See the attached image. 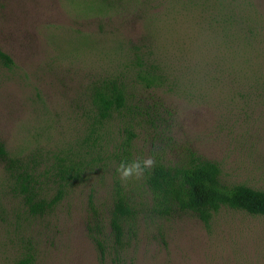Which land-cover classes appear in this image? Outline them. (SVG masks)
Masks as SVG:
<instances>
[{"label": "rangeland", "instance_id": "374dc122", "mask_svg": "<svg viewBox=\"0 0 264 264\" xmlns=\"http://www.w3.org/2000/svg\"><path fill=\"white\" fill-rule=\"evenodd\" d=\"M0 49V264H264V216L162 214L142 163L264 189V0H0ZM112 84L125 105L100 118Z\"/></svg>", "mask_w": 264, "mask_h": 264}, {"label": "trees", "instance_id": "16d2710c", "mask_svg": "<svg viewBox=\"0 0 264 264\" xmlns=\"http://www.w3.org/2000/svg\"><path fill=\"white\" fill-rule=\"evenodd\" d=\"M0 60L6 66L12 59L0 49ZM151 79L160 77L151 73ZM95 110L100 118H108L112 111L125 105L126 91L122 87L111 85L105 91L95 93ZM133 136L128 131L129 140ZM220 166L217 162L200 160L180 166H169L159 161L145 171L144 181L151 190L154 206H159L162 214L187 211L198 217L207 227L213 215L221 207L242 210L250 215L264 216V189L250 187L243 183L224 185L219 180ZM62 196L58 190L52 202L56 203ZM135 217L134 210L119 190L113 197V207L109 219L111 233L115 242L119 243L123 236V224ZM100 255L103 254L102 241L95 238ZM30 257L23 259V264Z\"/></svg>", "mask_w": 264, "mask_h": 264}, {"label": "clouds", "instance_id": "9594fccd", "mask_svg": "<svg viewBox=\"0 0 264 264\" xmlns=\"http://www.w3.org/2000/svg\"><path fill=\"white\" fill-rule=\"evenodd\" d=\"M143 167L148 168L153 165V161L151 159H145L143 162ZM117 171L120 173L121 179H128L135 175H140L143 171V168L141 167L140 161H134L130 165H125L124 163H121L120 166L117 168Z\"/></svg>", "mask_w": 264, "mask_h": 264}]
</instances>
